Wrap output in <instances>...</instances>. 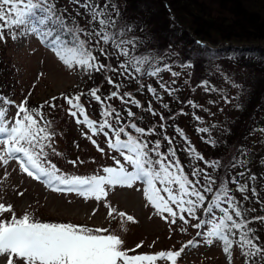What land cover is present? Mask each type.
I'll return each mask as SVG.
<instances>
[{
	"label": "snow or ice",
	"instance_id": "obj_1",
	"mask_svg": "<svg viewBox=\"0 0 264 264\" xmlns=\"http://www.w3.org/2000/svg\"><path fill=\"white\" fill-rule=\"evenodd\" d=\"M68 3L74 6L75 16L66 7L58 8L57 0H0V42L35 36L69 71H78L90 80L95 74L103 76L101 84L86 91L71 95L60 93L38 106H29L31 92L19 103L0 94V168L4 169L0 184L10 177L8 166L15 161L21 173L51 191L75 193L85 200L103 203L106 219L118 220L120 231L126 232V222L137 221L133 215L113 205L108 195L116 187L134 188L139 183L142 188L137 190L142 191L145 206H150L153 214L169 225L170 233L187 234L192 228L196 230L195 236L181 243L179 248L138 252L144 246L143 241L129 249L111 227L45 222L28 211L17 216L11 203L0 202V259L4 264H179L186 250L218 242L228 264H233L234 248L239 250L243 264H264V241L257 234L260 229L252 226L264 227V215L250 216L249 213L257 209L245 207L246 203H255L264 212L261 196L264 186L260 189L256 186L264 179V173L258 176L252 172L250 150L244 145L233 146L223 158L206 159L179 124H169L176 116L187 115L184 106H188L192 109V119L197 122L195 131L202 134L201 140L213 147L218 143L211 134L217 125L201 126L204 118L197 114V110L211 114L210 110L192 98L181 100L178 95L177 78L181 72L173 70L174 63L166 59L178 53L172 51L171 45L163 53L147 48L142 36L135 34L136 25L123 17L117 0H68ZM77 17L83 18L85 24ZM195 44L202 55L217 58V49L209 48L200 40ZM179 66L190 68L193 65L188 61L180 62ZM165 72L170 74V80H164L161 74ZM145 77L155 80L158 88L152 83L145 84ZM225 80L233 87H241L227 76ZM104 81L110 86L107 94L102 93ZM133 82L137 85L134 91L123 90ZM197 87L206 93H221L225 104L231 102L230 97L209 80H201L191 90ZM145 89L152 97L146 107L134 94L143 93ZM164 93L181 105L167 117L152 102L157 101L161 109L168 110L170 104L164 102ZM84 98L89 106L93 102L99 104L97 119L89 114L82 102ZM57 100L68 105L65 114L74 118L78 126H83L81 136L98 152L105 156L115 153L111 156L112 165H101L86 175L65 172L57 166L52 157L64 156L56 140L63 133L58 131L52 115L58 107ZM114 100L119 101L122 110L112 103ZM207 103L217 101L209 99ZM12 107L16 111L9 117ZM45 107L52 112L45 113ZM132 107L140 109L141 114ZM144 113L158 116L159 121L148 127L141 126ZM169 127L175 135L168 134ZM255 132L264 135V127L253 128L249 134ZM101 135L105 138L107 152L94 139ZM180 152L185 154L187 165L182 163ZM90 159L95 162L94 158ZM67 163L75 168L85 161L77 156ZM260 164L264 166V157L260 158ZM238 168L240 171L236 172ZM96 211L93 210V215ZM8 213L10 218L5 216Z\"/></svg>",
	"mask_w": 264,
	"mask_h": 264
},
{
	"label": "rangeland",
	"instance_id": "obj_2",
	"mask_svg": "<svg viewBox=\"0 0 264 264\" xmlns=\"http://www.w3.org/2000/svg\"><path fill=\"white\" fill-rule=\"evenodd\" d=\"M206 5L218 7L216 0H202ZM57 7H66L68 12L73 16L76 15L73 10L74 6L68 3V0H57ZM81 12L83 10L81 9ZM80 23L85 24V20L81 17H77ZM7 35V33H6ZM206 45H216L207 40ZM257 43L264 46L261 41ZM220 45V44H218ZM0 66H5L6 72H9L12 86L10 98L19 103L29 92L32 95L29 97V106H38L45 100H49L52 96H59L60 93L73 94L77 91H85L86 88H91L94 84L93 79L97 78V74L93 79H88L87 75H81L78 71H69L55 56V54L49 50L48 47L41 44L35 36L22 37L16 41L11 38L7 39V42H0ZM254 60V61H253ZM254 57L246 55L243 57H230L229 54H218L216 59H205L202 63V71H196L195 75L198 76L204 74V79L209 80L211 84L215 85L218 89L223 90V94H227L231 102L225 104L221 99V93H206L202 88H196L192 91V87H196L199 81L195 82V76L191 68H181L180 66H174L173 70L181 72V76L177 78V86L180 88L178 93L181 100L192 98L198 103L204 105V107L210 110V113H206L202 110H197V114L204 118V124L201 126L217 125L212 129V136L218 143L215 147H220L224 144V140L228 138L236 130L235 127L242 124L241 113L248 108L249 104H245L242 100L245 94L249 92L248 87L252 85L254 80L261 79L264 73V67L258 66ZM42 74V75H41ZM164 80H170V74L165 72L161 74ZM225 76L230 78V81L235 82L241 87H233L232 83L225 80ZM7 77V78H10ZM101 84V77H99ZM154 87L158 88V85L153 83ZM185 81H188L186 84ZM261 84L260 82L258 83ZM35 85V87H33ZM97 85V84H96ZM135 85L131 84L130 87H126L128 91H134ZM109 85L106 81L102 85V93L107 94L109 91ZM264 89V84H262ZM146 90L143 94H145ZM262 95L261 99L264 100V90L260 91ZM209 99L217 101L215 104H208ZM86 108L89 110V114L93 119H97L100 111V106L96 102H93L90 106L87 100L83 99ZM152 99L145 102V105ZM163 100L165 103L172 104V113L177 112L181 107L180 104L172 102V98L168 97L166 93L163 94ZM153 106L160 111H163L167 117L170 115L167 110L160 108V103L152 101ZM58 107L52 115L57 121V129L62 132V136H57V147L64 153L61 157H52L53 161L65 172H73L80 175H86L95 172L101 165H112V155L115 153H109V155H102L96 150V148L83 136H81V128L75 123L74 118L65 114L64 109L68 105L63 100L56 101ZM112 103L119 108L120 103L118 100L112 101ZM242 103L245 105L242 106ZM63 105V108L59 105ZM264 104V102H263ZM240 105V107H237ZM185 107L187 115L176 116L172 120V124H179L184 129L191 143L195 148L201 152L204 157L209 153H212L213 146L205 143L201 140V135L195 131L197 122L192 119V109L188 106ZM94 111H92L91 110ZM16 109L14 107L9 110V117L14 116ZM45 113L52 112L51 109L45 107ZM138 114L140 109L135 110ZM256 116L258 111H255ZM147 126H150L154 122L159 121V117H151L146 114ZM158 119V120H157ZM236 125V126H235ZM264 127V110L260 117V121L254 123L251 129H248L245 135V139H242L243 145L246 146L251 152L252 163L249 165L252 172H255L258 176L264 173V166L260 164V158L264 157V135L259 132L249 134L253 128ZM227 129V131H224ZM87 131V129H85ZM174 133L173 129L168 128V134ZM207 135V134H204ZM157 137H151L150 139H156ZM100 143L101 147H105L107 152L105 138L94 137ZM79 145V147H76ZM181 157L182 163L187 165V158L182 152L178 153ZM79 156L85 161L84 164L73 167L67 163L69 159H76ZM90 158H94L93 163ZM122 160V158H121ZM200 166L203 167L202 162ZM188 168L186 167V171ZM8 171L11 173L7 180H4L0 184V202L4 204L11 203L17 216H21L25 211L33 214L41 221L45 222H71L78 225H87L89 227H111L121 235L125 241L127 248H135V245L144 242V246L138 249V252H154L159 250H167L173 246L179 247L181 243L195 236V229L189 228L187 234H180L179 232L170 233L169 225L162 220L159 216L154 215V210L148 206L146 207L145 200L141 189L142 185L137 184L134 188H121L116 187L109 192L108 200L118 207L119 210L125 211L135 217L136 223L126 222L127 231H120L119 221L109 222L106 219L107 210L104 208L103 203H98L94 199L85 200L83 197L75 193H60L54 192L44 187V185L38 181L33 180L26 174L19 171L18 164L15 161L10 162ZM236 172L240 169H236ZM4 169L0 168V177H3ZM235 174V172L233 173ZM234 187V185H230ZM257 188L260 189L264 186V179H260L257 182ZM22 192L23 195L18 193ZM235 195L242 199L239 193ZM251 196V193L249 194ZM261 196L264 197V191L261 192ZM245 207H255L257 209L254 213H249L250 216L264 215V212L260 211V205L255 203H246ZM96 209L95 215L93 210ZM10 213L5 214L10 218ZM195 222V221H193ZM258 227V235L261 241H264V227L259 224L252 225ZM171 235V239L169 238ZM199 239V238H197ZM153 242H155L153 244ZM148 245H153L149 248ZM243 260L239 255V250L234 248L233 264H242ZM0 264H4L3 259H0ZM179 264H228L227 257L219 246V243H215L213 246L201 245L195 249H188L182 256Z\"/></svg>",
	"mask_w": 264,
	"mask_h": 264
},
{
	"label": "trees",
	"instance_id": "obj_3",
	"mask_svg": "<svg viewBox=\"0 0 264 264\" xmlns=\"http://www.w3.org/2000/svg\"><path fill=\"white\" fill-rule=\"evenodd\" d=\"M117 2L123 17L136 25L135 34L142 36L146 41L147 48L163 53L171 45L172 51L178 55L166 57L167 62L179 66L180 62L191 61L193 66L190 68L195 76V82L204 79V74L197 78L195 73L202 71V63L205 59H209L198 50V46L195 44L196 40L222 43L218 47L207 46L217 49L218 54H229L230 57L250 55L257 60L258 66L264 67V46L257 43L261 41L264 44V0H216L218 7L208 6L202 0H167L173 14L168 12L163 0H117ZM184 26H187L194 36ZM224 42L240 45H225ZM98 76L101 77L100 80H103V76L97 74V78L93 79L94 84L91 87L100 84ZM7 77H10L9 72H6L4 65L0 66V94L10 97L12 81L11 77ZM150 79L152 78L145 77L143 82L145 84L151 83ZM153 83L156 85L155 80ZM132 84L135 85V88L137 87L134 82ZM262 84H264V73L261 79H256L252 85L244 87L249 89V92L245 94L242 101L249 106L247 108L242 103V106L245 105L241 107V109L245 108L241 113L242 124L235 125L234 130L236 131L224 140L222 146L211 149L212 153H209L206 159L223 158L232 151L233 146L243 145L242 139H245L247 130L251 129L254 123L260 121L264 110V100L261 99L262 95L260 94V91L264 90ZM123 90L128 91L126 87ZM143 93L134 92L145 105V102L152 97L147 91L145 94ZM84 99L86 100V98ZM119 108L122 110V106ZM132 110L135 112L136 108L132 107ZM167 111L172 113L171 108ZM255 111H258L259 114L256 115L258 117H252V115L255 116ZM140 114L141 110L138 115ZM146 114L144 113V117ZM145 120L146 117L141 126L148 127ZM172 123L169 121V124ZM169 128L172 130L171 127ZM171 135H175V133H171ZM179 247L176 246V248Z\"/></svg>",
	"mask_w": 264,
	"mask_h": 264
},
{
	"label": "water",
	"instance_id": "obj_4",
	"mask_svg": "<svg viewBox=\"0 0 264 264\" xmlns=\"http://www.w3.org/2000/svg\"><path fill=\"white\" fill-rule=\"evenodd\" d=\"M164 3H165V6H166V8L168 9V11H169V13L170 14H173V12H172V9H171V7H170V5L168 4V2L166 1V0H164ZM186 29H188V27L187 26H184ZM189 30V29H188ZM189 32H190V34L192 35V36H194V34L189 30ZM200 41H202V40H200ZM205 44H208L206 41H203ZM224 44L225 45H234V46H237V45H240V44H237V43H233V42H224ZM209 46H212V47H217V46H219L218 44H216V45H209Z\"/></svg>",
	"mask_w": 264,
	"mask_h": 264
}]
</instances>
